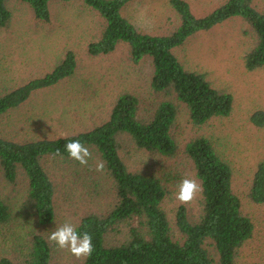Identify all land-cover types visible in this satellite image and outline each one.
Listing matches in <instances>:
<instances>
[{"label":"trees","instance_id":"obj_1","mask_svg":"<svg viewBox=\"0 0 264 264\" xmlns=\"http://www.w3.org/2000/svg\"><path fill=\"white\" fill-rule=\"evenodd\" d=\"M11 1L0 0V29L11 22ZM16 1L27 5L33 17L43 22L49 21L50 4L54 1L83 3L103 20L98 37L87 44L88 54L106 55L119 43L126 44L133 63L150 60L151 90L168 97L159 101L147 116L140 113L137 96L121 93L104 121L63 137L18 142L0 136V172L9 182L18 173L24 175L26 200L37 223L48 224L54 217L55 187L45 164L50 159H61L80 167L64 147L72 140H79L91 153L82 168L91 169L90 163L95 169L98 163L105 164L103 171L96 173L98 180L105 183L103 190L108 200L107 208L84 215L75 226L78 233L92 235L93 252L80 264H233L238 248L252 235L253 223L241 213L239 198L232 191L231 167L211 141L196 136L184 146L202 191L196 220L188 218L183 205L176 209L179 238H174L161 207L167 194L162 180L151 173L130 170L120 151L129 145L172 156L177 149L172 136L179 110L177 102L186 107L189 120L195 125L229 115L232 95L213 87L204 73L185 68L174 49L196 33L238 17L249 26L253 36L243 56L244 67L249 71L264 70V6L260 9L254 0H223L204 15L196 16L186 0H169L178 17L177 26L166 33L151 34L140 31L122 14L132 0ZM76 65L75 54L67 50L50 71L0 94V118L20 108L34 92L73 76ZM249 120L256 127H264V110H255ZM248 197L255 204H264V161L255 168ZM10 216L9 204L0 198V225L8 223ZM206 243L214 247L217 262ZM49 259L48 242L34 234L21 259L1 257L0 264H48Z\"/></svg>","mask_w":264,"mask_h":264},{"label":"rangeland","instance_id":"obj_2","mask_svg":"<svg viewBox=\"0 0 264 264\" xmlns=\"http://www.w3.org/2000/svg\"><path fill=\"white\" fill-rule=\"evenodd\" d=\"M186 1L196 16H202L223 0ZM254 2L260 9L264 6V0ZM9 8L11 22L0 29V94L50 71L67 50L75 54L77 65L70 78L34 92L20 108L3 114L1 137L22 142L85 131L104 121L114 100L124 92L137 96L140 113L147 116L159 101L168 98L151 90L150 60L133 63L126 44L119 43L106 55L88 54L87 44L98 37L103 20L83 3L52 2L48 22L36 20L28 6L20 1L12 0ZM121 12L140 31L151 34L169 32L178 24L169 0H132ZM252 41L249 26L234 17L196 33L174 49L185 68L204 73L213 87L232 95L229 115L195 125L190 122L186 107L177 102L179 110L172 128L177 149L172 156L137 150L129 145L120 151L130 170L151 173L162 180L167 194L161 207L174 238H179L175 225L177 207L183 205L188 218L196 220L201 200V192L187 204H180L175 198L183 179H194L200 184L184 146L196 136L207 137L230 165L232 191L239 198L241 213L253 223L252 235L238 248L233 264H264V204H255L248 197L255 168L264 161V127H256L249 120L252 112L264 110V70L249 71L243 60ZM90 167L82 168L61 159L47 161L45 168L55 194L54 217L45 225L37 223L27 203L24 175L18 173L9 182L0 172V198L11 209L8 223L0 225V259H21L32 236L37 234L50 246L48 264L82 262L83 258L77 259L66 249H58L48 236L64 223L76 226L84 215L107 208L105 183L98 180L91 163ZM206 247L217 262L214 247L209 243Z\"/></svg>","mask_w":264,"mask_h":264},{"label":"clouds","instance_id":"obj_3","mask_svg":"<svg viewBox=\"0 0 264 264\" xmlns=\"http://www.w3.org/2000/svg\"><path fill=\"white\" fill-rule=\"evenodd\" d=\"M64 147L71 159L78 161L80 165H87L91 153L79 140H72ZM104 167V162H100L96 165V171L101 172ZM201 191L202 187L196 180L185 178L180 182L175 198L180 204H187ZM48 240L53 242L58 249H66L77 259L88 258L93 252L92 235L88 232L78 233L71 223H64L57 227L50 233Z\"/></svg>","mask_w":264,"mask_h":264}]
</instances>
